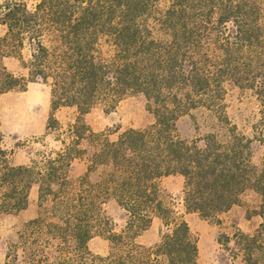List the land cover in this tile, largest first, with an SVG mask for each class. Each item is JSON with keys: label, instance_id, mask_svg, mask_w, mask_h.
Segmentation results:
<instances>
[{"label": "trees", "instance_id": "1", "mask_svg": "<svg viewBox=\"0 0 264 264\" xmlns=\"http://www.w3.org/2000/svg\"><path fill=\"white\" fill-rule=\"evenodd\" d=\"M5 0L0 7V95L32 81L49 82V122L74 106L71 140L42 168L14 165L0 130V213L15 214L39 186L36 217L23 223L8 246L23 264H197V237L161 186L163 177L183 176L186 212L218 222L248 189L260 197L262 221L253 233L236 231L240 264H264V156L254 162V144L264 146V0ZM103 42L110 45L102 50ZM30 57L27 75L1 64L7 55ZM251 91L259 120L251 134L231 124L227 86ZM143 95L154 121L144 128L94 131L84 116L95 106L114 108L123 98ZM213 112L223 130L200 138L179 135L177 120L190 109ZM85 159L77 187L69 169ZM50 199L51 207L42 202ZM114 199L125 221L116 224L104 206ZM163 223L158 242L134 239L153 218ZM104 235L107 255L93 253L89 240ZM50 242L53 258L45 252Z\"/></svg>", "mask_w": 264, "mask_h": 264}, {"label": "rangeland", "instance_id": "2", "mask_svg": "<svg viewBox=\"0 0 264 264\" xmlns=\"http://www.w3.org/2000/svg\"><path fill=\"white\" fill-rule=\"evenodd\" d=\"M5 0H0V7ZM38 0H28L29 6H34ZM160 6L168 4V0H160ZM5 32V26L0 25V34ZM102 50L107 53L110 45L103 42ZM30 57V49L25 44L21 57L7 55L1 59V64L9 71L26 76L27 67L24 61ZM51 102V85L49 82L32 81L23 90H10L0 95V130L4 135V146L11 152V163L14 165H34L42 168L45 161L62 150L71 140L70 127L77 116L74 106H63L55 112L57 123L49 122ZM226 112L231 124L239 130L251 134L252 126L259 120V102L255 95L246 89L235 85L227 86L225 96ZM85 121L94 131H108L111 137L117 135V130L130 127L144 128L154 121L152 112L148 109L146 98L141 95H130L123 98L114 108L103 105L93 107L85 116ZM177 129L181 137L187 139L200 138L210 132H221L219 124L212 111L198 107L183 113L177 120ZM254 162L259 163L264 156V146L254 144ZM86 170L85 159H75L69 169V189L77 187L78 180ZM184 178L178 174L162 178L161 186L167 198L172 200L178 211L188 222L191 231L197 237V264H240V256L231 240L228 245L218 240L224 236L232 238L236 231L253 233L262 218L256 213L260 204L259 195L251 189L241 195L239 204L233 205L228 211L219 215L220 221H209L195 212H186L183 207L182 189ZM44 208H50V199L42 202ZM107 216L112 218L119 231L125 221L124 211L114 199L104 206ZM39 210V186L33 184L29 193L27 207L15 214L0 213V264H5L8 246L16 237V232L23 223L37 216ZM163 223L159 217H154L150 226L142 231L134 242L151 246L159 241ZM89 249L100 255H107L111 244L104 235L96 234L88 242ZM45 252L51 258L57 253L54 243L45 247ZM8 264H23L10 258Z\"/></svg>", "mask_w": 264, "mask_h": 264}]
</instances>
